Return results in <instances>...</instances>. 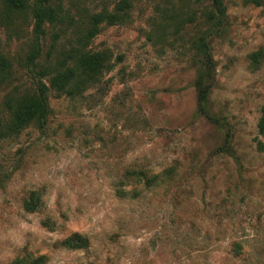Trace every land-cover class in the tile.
I'll list each match as a JSON object with an SVG mask.
<instances>
[{"label":"rangeland","instance_id":"rangeland-1","mask_svg":"<svg viewBox=\"0 0 264 264\" xmlns=\"http://www.w3.org/2000/svg\"><path fill=\"white\" fill-rule=\"evenodd\" d=\"M29 4L31 0H27ZM119 0H49L59 12ZM128 19L91 40L112 68L81 98H49L38 130L6 137L0 109V264H264V0H126ZM32 21L0 5V106L34 88L26 69ZM51 27L37 59L42 63ZM71 32L57 46L68 48ZM213 72L196 109L192 43ZM3 74V75H2ZM157 175L149 188L125 170ZM123 191L122 195H118ZM38 194L32 213L23 210ZM87 240L65 248L71 235Z\"/></svg>","mask_w":264,"mask_h":264},{"label":"trees","instance_id":"trees-1","mask_svg":"<svg viewBox=\"0 0 264 264\" xmlns=\"http://www.w3.org/2000/svg\"><path fill=\"white\" fill-rule=\"evenodd\" d=\"M210 12L208 19L217 18V24L225 17L222 0H208ZM1 9L7 13H21L28 10L32 26L29 49L25 58L26 69L31 75L34 88L19 98H6L0 109L8 116L4 130L6 137H16L29 127L42 129L50 115L49 98H81L88 89L98 85L102 77L111 70L112 62L106 50L93 51L89 48L91 40L98 34L102 25L114 26L127 21L129 3L126 0L115 2L110 10L102 8L97 12L76 13L59 12L49 4V0H0ZM51 27L49 45L42 63L37 59L41 53V39L44 25ZM71 32L68 48L57 46L59 37ZM195 76L192 81L196 93V109L206 119L212 120L205 110V102L210 88L213 72L208 43L203 36L193 43ZM10 69L8 61L0 56V72L6 78ZM157 175L144 170L127 169L122 180L131 185L142 184L149 188L155 184ZM119 191L118 195H122ZM38 194L29 193L23 200V210L35 211ZM87 240L71 235L63 240L65 248L78 249L86 246ZM34 262V261H33ZM25 258L17 259L13 264H33Z\"/></svg>","mask_w":264,"mask_h":264}]
</instances>
